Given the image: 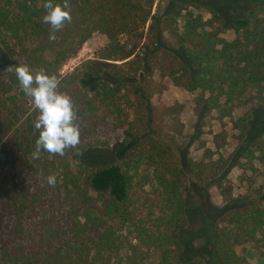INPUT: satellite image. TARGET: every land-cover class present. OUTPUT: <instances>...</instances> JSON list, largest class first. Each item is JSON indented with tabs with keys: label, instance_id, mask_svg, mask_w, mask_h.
<instances>
[{
	"label": "trees",
	"instance_id": "16d2710c",
	"mask_svg": "<svg viewBox=\"0 0 264 264\" xmlns=\"http://www.w3.org/2000/svg\"><path fill=\"white\" fill-rule=\"evenodd\" d=\"M206 1L159 0L155 5V0H67L72 19L58 30L43 22L45 0H4L6 8L0 7V32L20 43L34 42L28 51L32 66L55 75L57 82L61 65L94 32L105 36L106 43L95 59L88 60L76 84L84 90L99 86L100 101L112 106L119 125L126 126L127 139L115 149L121 163H81L90 167L89 187L99 197L108 196L103 216L123 221L130 219L134 179L146 166L149 173L141 178L151 184L160 205L155 229L146 236L145 246L155 254L150 264H241L245 260L235 251L237 245L261 242L264 246V192L257 190L258 199L245 202L236 200L229 185L217 184L227 203L217 224L201 208H187L189 195L182 178L209 182L222 165L209 150H204L202 160L193 162L187 149L164 143L158 128H153L157 112L150 101L165 88V81L200 91L205 95L203 109L215 111L220 119L232 118L235 109L253 102L264 105V0H243L245 10L229 22L235 32L231 40L223 36L226 21L216 9L210 7L207 18L193 10ZM52 2L62 6L65 0ZM114 65L121 70L106 68ZM75 96L73 110L83 116ZM260 127L264 129V117ZM215 141L222 147L223 134H217ZM260 150L259 159L264 162V146ZM91 214L83 223L75 215L68 228L71 237L58 246L45 247L41 239L31 246L19 243L17 250L1 244L0 264H91V249L82 237ZM195 214L200 216L199 223L194 221L193 230L188 231L187 222ZM198 238L202 243L195 246ZM113 248L111 230L105 229L95 243L93 259L102 260L104 251ZM132 252L128 264H137Z\"/></svg>",
	"mask_w": 264,
	"mask_h": 264
},
{
	"label": "rangeland",
	"instance_id": "374dc122",
	"mask_svg": "<svg viewBox=\"0 0 264 264\" xmlns=\"http://www.w3.org/2000/svg\"><path fill=\"white\" fill-rule=\"evenodd\" d=\"M158 1L155 0V5ZM3 3L0 0V7L6 8ZM210 7L226 21L223 36L233 39L235 32L229 22L245 10V2L208 0L193 10L207 18L211 15ZM33 43H20L5 31L0 32V245L8 244L10 249L17 250L19 243L31 246L41 239L45 247L58 246L71 237L68 228L75 215L83 223L87 214L92 213L88 231L82 235L91 249V264L95 261L93 257L96 258L95 243L105 229L111 230L116 248L105 250L102 260L94 264H128L133 250L138 257L137 264H150L155 254L146 248V236L155 229L160 205L151 193V184L141 178L149 173L146 166L140 167L134 179L130 219L123 221L116 216H103L108 196L99 197L89 187L86 176L90 167L83 164L121 163L115 157V149L127 139L126 126L119 125V119L111 113L112 106L100 101L99 86L84 90L76 84L88 60L95 59L96 51L106 43L105 36L94 32L59 69L58 91L72 101L76 95L77 111L84 114H75L74 123L80 129L79 144L66 149L63 155L37 149L39 132L34 125L39 111L16 79L17 66L38 72L28 58ZM106 68L112 72L121 70L117 65ZM203 96L198 90L190 92L165 81V88L152 95L150 104L157 112L153 128H158L160 134H157L164 143L172 142L173 147L187 149V156L193 162L202 160L204 150H209L213 153L212 159L222 165L220 173L209 182L182 178L189 195L186 207L201 208L204 216L217 224L227 206L217 184L229 185L236 200L245 202L257 200V190L264 192V162L259 159L260 148L264 146V129L260 127L264 105L253 102L235 109L232 118L220 119L215 111L209 113L203 109ZM219 133L225 139L220 148L215 141ZM254 137L261 146L258 141L250 142ZM36 152H39L38 158L34 156ZM50 175L56 178L53 184L47 181ZM199 220L198 214L190 218L187 230H193L190 224ZM202 240L195 239L193 244L199 246ZM235 251L244 257L241 264H264L261 242L237 245ZM204 259L208 262L205 255Z\"/></svg>",
	"mask_w": 264,
	"mask_h": 264
},
{
	"label": "clouds",
	"instance_id": "9594fccd",
	"mask_svg": "<svg viewBox=\"0 0 264 264\" xmlns=\"http://www.w3.org/2000/svg\"><path fill=\"white\" fill-rule=\"evenodd\" d=\"M47 10L43 22L50 24L54 30L61 28L65 21H71L69 4H54L52 0H45ZM54 39V36H50ZM16 79L23 91L32 98L39 111L35 128L39 135L36 140L37 149L48 153L63 155L68 148H75L80 141V129L74 123L75 113L71 99L58 91L55 75L45 72L33 73L27 66L15 68ZM39 152L34 153L38 158ZM55 176L47 178L49 184L55 183Z\"/></svg>",
	"mask_w": 264,
	"mask_h": 264
}]
</instances>
